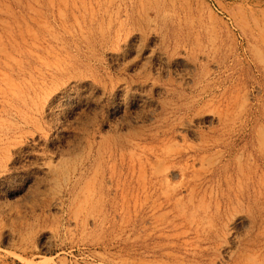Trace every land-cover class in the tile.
Here are the masks:
<instances>
[{
    "label": "rangeland",
    "instance_id": "1",
    "mask_svg": "<svg viewBox=\"0 0 264 264\" xmlns=\"http://www.w3.org/2000/svg\"><path fill=\"white\" fill-rule=\"evenodd\" d=\"M0 264H264V0H0Z\"/></svg>",
    "mask_w": 264,
    "mask_h": 264
}]
</instances>
